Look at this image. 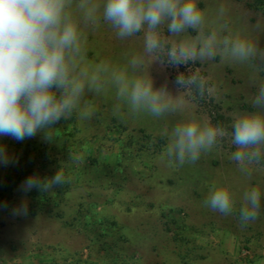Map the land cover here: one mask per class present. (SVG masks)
<instances>
[{"label":"rangeland","instance_id":"obj_1","mask_svg":"<svg viewBox=\"0 0 264 264\" xmlns=\"http://www.w3.org/2000/svg\"><path fill=\"white\" fill-rule=\"evenodd\" d=\"M196 2L203 13L199 30L171 36L163 26L162 34L170 45L188 40L199 47L198 36L215 38V55L194 61L206 73L209 85L211 103L204 107L189 99L153 57H145L142 70L131 68L130 59L143 54V33L121 40L103 21L85 26L74 0L85 63L127 67L130 74L145 76L156 87L167 86L175 111L155 118L122 105L116 113L115 89L109 87L99 95L87 93L93 113L89 119L74 114L52 126L51 139L41 130L20 141L22 146L32 142L38 148H51L47 152L53 174L72 168L67 177L71 187L57 208L62 217L56 218L30 217L20 211L23 205L28 208L31 190L19 186L11 209L0 214V264H179L183 248L192 251V264H264V202L259 218L244 227L238 211L244 191L255 186L264 193V166H251L250 181L230 159L234 147L229 138L183 166L170 164L164 154L165 130L170 132L177 123L192 118L208 122L214 110L231 125L241 112L257 110L252 101L264 86V13L250 8L248 0ZM236 40L252 44L254 55L234 57L231 47ZM17 143L0 136L10 161L0 165V176L15 166L21 150ZM72 156L81 161L74 162ZM214 182L230 185L234 192L231 215L205 206ZM169 219L171 231L165 226ZM175 230L182 231L181 243L172 238Z\"/></svg>","mask_w":264,"mask_h":264},{"label":"clouds","instance_id":"obj_2","mask_svg":"<svg viewBox=\"0 0 264 264\" xmlns=\"http://www.w3.org/2000/svg\"><path fill=\"white\" fill-rule=\"evenodd\" d=\"M73 4L74 0H0V136L23 141L45 130V138L51 139L52 126L61 119L69 120L74 114L89 119L93 113L87 93L99 95L109 87L115 89L116 113L122 105L132 113L155 118L175 111L167 86L156 87L147 77L130 74L127 67L85 63L81 22L73 15ZM75 10L82 13L85 26L95 27L103 21L121 40L143 33V54L129 61L133 70L143 69L146 56L165 68H179L215 55L214 37L205 40L198 36L199 47L188 40L169 46L162 34L163 26L171 36L199 30L203 13L196 0H75ZM231 53L246 59L254 55L255 48L246 40H236ZM197 78L178 72L174 83L186 85ZM252 108L257 110L241 112L228 128L192 118L177 123L170 132L165 130L168 143L164 154L169 163H195L229 138L234 147L230 159L251 181V166H264V110H260L264 109V86ZM71 159L81 161L79 156ZM9 162L5 147L0 145V165ZM65 183L67 178L59 169L52 177L30 176L21 187L24 191H48ZM241 201L239 220L244 227L259 218L264 193L250 187ZM204 204L228 216L235 211V194L230 185L214 182ZM20 211L27 214V205Z\"/></svg>","mask_w":264,"mask_h":264},{"label":"trees","instance_id":"obj_3","mask_svg":"<svg viewBox=\"0 0 264 264\" xmlns=\"http://www.w3.org/2000/svg\"><path fill=\"white\" fill-rule=\"evenodd\" d=\"M248 5L250 8L264 13V0H248ZM169 46L171 45L169 44ZM166 69L173 81H175L178 72H183L186 75H196L198 78L194 83L176 86L186 91L189 99L198 106L204 107L210 105L211 98L208 92L209 85L206 80V73L200 69V66L196 62L190 61L185 66L179 68L166 67ZM208 122L226 128L230 127L229 119L225 118L217 110L210 112ZM18 143L17 144L21 147V150L17 152L15 166L9 173L0 176V214L11 209V206L15 201L16 190L28 177L38 176L40 178H46L51 177L52 175L54 176V172L51 169V161L49 159L51 155L47 152V150L51 148H48L47 146L38 148L32 142H27L23 146L20 144V141H18ZM62 171L66 178L69 174L73 173L72 168L68 169L67 167L62 168ZM70 185L71 184L67 179V183L64 185H58L50 189V193L38 189H32L27 194L29 197L27 214L30 217H36L38 214H45L61 218V213L57 208L63 202L65 194L71 187ZM54 209L56 211H54ZM172 225L173 222L170 219L165 223L168 231L172 230ZM172 233L173 240L177 241V244L181 243L180 241L183 240L180 235L182 231L175 230ZM180 251L179 264H192V259L190 258V253L192 251L188 248L180 249Z\"/></svg>","mask_w":264,"mask_h":264}]
</instances>
